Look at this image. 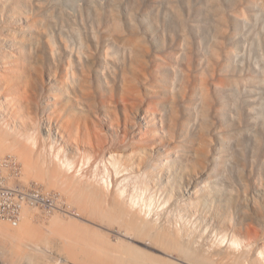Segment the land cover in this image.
<instances>
[{
    "label": "rangeland",
    "instance_id": "rangeland-1",
    "mask_svg": "<svg viewBox=\"0 0 264 264\" xmlns=\"http://www.w3.org/2000/svg\"><path fill=\"white\" fill-rule=\"evenodd\" d=\"M18 2L12 7L10 0H0V55L22 66L18 86L31 96V114L42 117L47 112L56 123H69L85 142L89 131L105 138L112 131L123 134L125 128L131 133L140 122L157 126L162 139L153 149L142 144L139 152L149 162L162 153L171 175L164 179L182 183L190 196L207 177L211 185L206 192L227 198L236 215L264 219V0ZM49 84L64 95L57 107L46 98ZM0 134V161L10 183L52 196L55 188L43 182L53 179L48 176L51 168L45 162L46 171L41 167L44 159L37 149L34 153L27 139L11 142L12 135L7 140V134ZM24 146L27 150L20 149ZM19 149L34 158L30 166L41 162L38 169L24 166ZM41 169L44 185L42 177L37 179L44 173ZM27 170H34L33 175ZM25 212L17 229L30 226L38 235L34 240H44L43 247H50L52 237L60 242L58 224L51 226L55 213L33 208ZM41 234L49 238L48 246ZM59 242L52 245L59 247ZM16 245H11L15 254L21 253Z\"/></svg>",
    "mask_w": 264,
    "mask_h": 264
},
{
    "label": "bare ground",
    "instance_id": "bare-ground-1",
    "mask_svg": "<svg viewBox=\"0 0 264 264\" xmlns=\"http://www.w3.org/2000/svg\"><path fill=\"white\" fill-rule=\"evenodd\" d=\"M10 2L14 4L12 7L19 5L18 0ZM18 62L11 63L0 55V132L7 134L4 135L7 140L13 138L11 142L20 143L27 139L25 143L35 149L34 153L37 152L41 161L44 159L41 167L48 163L51 168L52 176H48L52 180L43 181L47 179H44L47 167H44V171V168L41 169L44 173L42 176L39 174L37 179L42 177L40 181L50 188L56 189L59 185L57 189L61 191L53 189L52 196H48L35 188L13 185L0 161L2 179H5L2 184L6 190L4 193L0 191V203L11 205L9 211L4 209L8 215H0V264H264L263 218H250L243 213L242 216L236 215L235 209L227 205V198L217 199L214 194L206 192L205 188L211 185L207 177L196 184L194 192L190 190V196L185 195L187 189L182 183L163 178L171 175L161 152L156 153L154 162L147 161L139 152L143 145L144 149L155 148L162 139L157 126L153 129L140 122L131 133L125 128L123 134L112 131L111 137L105 138L89 131L86 133L88 141H82L79 133H73L69 123L58 124L47 112H43L42 117L37 112L31 114V96L18 86L22 68ZM7 71L12 74L7 75ZM55 86L49 84L46 98L57 107L64 95ZM111 128L117 131L113 126L108 127ZM10 135L12 138H8ZM67 137L73 139L74 143H68ZM0 139L3 140L1 134ZM92 140H96L94 146L91 145ZM4 141L5 145H13L10 141L7 144ZM62 142L70 152L63 147ZM88 142L90 144H85ZM18 143L14 145L19 148L21 145ZM0 145L2 147L3 144ZM1 149L3 147L0 152ZM26 152L20 153L25 160H22L24 166L30 171L38 169L40 161L37 163L34 160L38 165L30 166L34 158L28 154L24 156ZM19 155L16 154V157L20 159ZM220 168L222 166L219 172ZM29 173L33 175L34 170ZM202 173L206 174L205 171ZM192 194L197 195L196 199ZM213 196L214 199H210ZM13 201H21L20 208L12 206ZM29 208L48 209L56 214V220L50 218V221L54 219L61 222L52 221L51 226L55 229L58 224L61 229H56L59 231L56 232L58 235L62 233L63 241L68 242L62 247V237L59 236L61 244L58 245L64 250L70 245L67 249L71 252L54 246L59 241L54 242L56 238L54 240L53 237L51 240L54 245L51 242L50 247L45 246L53 234L50 226L48 228L52 234L48 233L49 229L45 232V235H50H47L49 238L41 234V239L44 236L46 240L45 247L43 239L42 245L39 243L40 238L34 240L36 233L33 235L30 226L17 229L25 210ZM38 214L41 218L42 214ZM29 217L25 218L27 224L31 222ZM32 218L34 221V215ZM15 243L21 245V253L15 254L11 246ZM61 251H64L63 254ZM38 254L43 258L41 255L39 258Z\"/></svg>",
    "mask_w": 264,
    "mask_h": 264
},
{
    "label": "built area",
    "instance_id": "built-area-1",
    "mask_svg": "<svg viewBox=\"0 0 264 264\" xmlns=\"http://www.w3.org/2000/svg\"><path fill=\"white\" fill-rule=\"evenodd\" d=\"M3 180L5 181V179L3 178L2 179V172H1V168H0V191H2V193H4L6 190H4V188H5V186L2 184L3 183ZM14 202V201H13ZM20 204H21V201H18V202H14V204H12V206H17L16 208L18 209V208H20ZM10 208H11V205H4V204H1L0 203V215L2 216V215H6L7 214V212L6 211H4V209H6L7 211H9L10 210ZM1 211H4L3 213H1ZM19 213V212H18ZM18 213H16V214H18ZM16 214H13L14 216L16 215ZM8 215V214H7Z\"/></svg>",
    "mask_w": 264,
    "mask_h": 264
}]
</instances>
